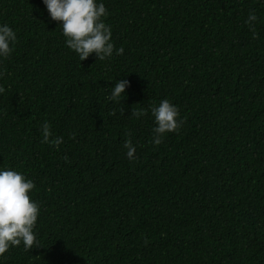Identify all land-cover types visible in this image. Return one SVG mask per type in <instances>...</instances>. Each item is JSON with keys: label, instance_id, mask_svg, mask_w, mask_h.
I'll list each match as a JSON object with an SVG mask.
<instances>
[{"label": "trees", "instance_id": "trees-1", "mask_svg": "<svg viewBox=\"0 0 264 264\" xmlns=\"http://www.w3.org/2000/svg\"><path fill=\"white\" fill-rule=\"evenodd\" d=\"M103 3L124 51L80 61L41 0H0L17 35L0 62V168L33 180L40 205L37 245L0 264H264V0ZM163 99L181 123L153 145Z\"/></svg>", "mask_w": 264, "mask_h": 264}, {"label": "clouds", "instance_id": "clouds-1", "mask_svg": "<svg viewBox=\"0 0 264 264\" xmlns=\"http://www.w3.org/2000/svg\"><path fill=\"white\" fill-rule=\"evenodd\" d=\"M50 20L58 22L65 46L80 59L85 60L94 54L96 61L111 58L114 51L121 55L122 47L115 48L111 40L112 31L104 21L108 11L103 0H41ZM257 21L255 11H249L245 24L250 28ZM17 40L16 32L7 23L0 24V62L6 60L13 51ZM3 72L0 71V76ZM128 87L127 80H117L111 87L108 99L121 103V96ZM4 88L0 86V93ZM124 96V95H123ZM151 116L154 127L152 144L159 145L166 133L175 132L181 123L178 108L168 99L152 106ZM123 114V109H121ZM144 110L133 112L139 118ZM42 142L58 147L62 137H53L47 121L40 126ZM125 156L133 160L136 148L130 139L124 141ZM35 188L33 180L26 178L20 171L12 168H0V256L10 247L22 245L29 251L37 245V234L34 231L38 215L39 203L29 193Z\"/></svg>", "mask_w": 264, "mask_h": 264}]
</instances>
